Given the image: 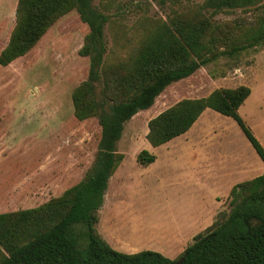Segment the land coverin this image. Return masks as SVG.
I'll return each mask as SVG.
<instances>
[{
	"label": "rangeland",
	"instance_id": "rangeland-1",
	"mask_svg": "<svg viewBox=\"0 0 264 264\" xmlns=\"http://www.w3.org/2000/svg\"><path fill=\"white\" fill-rule=\"evenodd\" d=\"M206 1L92 0L108 20L107 65L129 61L159 26L176 18L207 19L213 48L226 52L169 85L149 110L125 123L116 148L122 160L95 225L119 252L150 250L179 259L197 235L230 213V192L238 184L230 186L225 174L217 184L209 181L211 172L223 167L216 159L209 163L213 152L224 153V169L229 166L233 174L240 160L250 166L249 178L264 173V162L236 122L211 109L186 134L162 146L147 140L149 121L180 101L246 86L251 95L239 113L264 146V39L244 48L264 26V0L217 12ZM17 5L18 0H0V54L16 26ZM88 34L74 9L25 56L0 65V214L44 206L93 173L102 129L97 117L78 120L73 104L75 90L89 76L90 59L80 54ZM96 97L102 98L100 85ZM215 131L223 134L222 142H210ZM143 150L155 156L146 167L137 162ZM83 231L74 229L77 236Z\"/></svg>",
	"mask_w": 264,
	"mask_h": 264
},
{
	"label": "trees",
	"instance_id": "trees-1",
	"mask_svg": "<svg viewBox=\"0 0 264 264\" xmlns=\"http://www.w3.org/2000/svg\"><path fill=\"white\" fill-rule=\"evenodd\" d=\"M261 0H207L215 12L241 9ZM76 9L89 27L80 52L90 59L87 81L73 94L75 116L97 117L102 129L93 173L44 206L0 214V264H264V173L234 186L231 211L217 220L207 234H199L179 259L144 250L126 254L101 238L95 225L108 182L122 157L117 154L124 125L149 110L172 83L193 75L226 52L213 48L212 26L207 19L176 18L157 28L129 61L105 63L106 16L92 0H18L16 26L0 65L7 66L31 51L59 18ZM264 39V26L244 48ZM235 49V48H234ZM97 85L102 98L96 97ZM251 89H218L208 97L185 99L151 119L147 140L162 146L186 134L207 109L232 118L264 162V146L239 113ZM137 162L146 167L155 156L143 150ZM84 229L81 236L74 233Z\"/></svg>",
	"mask_w": 264,
	"mask_h": 264
},
{
	"label": "crops",
	"instance_id": "crops-1",
	"mask_svg": "<svg viewBox=\"0 0 264 264\" xmlns=\"http://www.w3.org/2000/svg\"><path fill=\"white\" fill-rule=\"evenodd\" d=\"M201 118V117H200ZM199 118V119H200ZM198 122V121H197ZM199 134V133H198ZM223 136V134L221 133H217L216 131L212 134L211 137H215V140L213 141H210L211 143L212 142H218L219 140L222 142L223 139H221ZM224 137V136H223ZM219 141V142H220ZM205 152V151H204ZM215 154L214 156V159L211 158V153H210V158L211 160L209 161V163L212 165L213 162L216 163L215 159L218 161H222L220 164H219V167H222V168H219V169H216V170H213L211 172V175L209 177V181L212 182L213 184H217L218 183V180H220V178L225 174L227 180H229L228 182H230V186L234 185V184H240V183H243L245 181H248V180H251V179H254L253 177L249 178V176L252 174V172L250 171V166L247 164V163H243L241 160H240V166H238V168L235 169V173H231L233 172V170L231 168H229V166L224 169L225 167V164L227 162V157L224 158V153L222 151L219 150V154H218V151L217 152H213ZM204 153H202V156H203ZM202 156L200 155V157L202 158ZM221 157V158H220ZM204 158V157H203ZM224 159V160H223ZM263 174V173H262ZM261 174V175H262ZM260 176V175H259ZM239 179L240 181L238 183H235L234 180L235 179ZM249 178V179H247ZM231 190V188L228 189V192L227 194H229V191ZM113 247V246H112ZM115 250L116 248L113 247ZM118 251V250H117ZM167 257V256H166Z\"/></svg>",
	"mask_w": 264,
	"mask_h": 264
},
{
	"label": "water",
	"instance_id": "water-1",
	"mask_svg": "<svg viewBox=\"0 0 264 264\" xmlns=\"http://www.w3.org/2000/svg\"><path fill=\"white\" fill-rule=\"evenodd\" d=\"M184 261V259H181V261L179 262V264H181Z\"/></svg>",
	"mask_w": 264,
	"mask_h": 264
}]
</instances>
